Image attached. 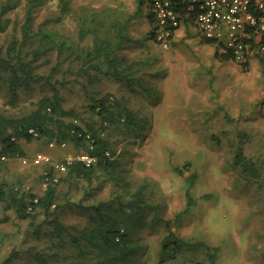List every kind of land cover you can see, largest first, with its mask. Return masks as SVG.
Here are the masks:
<instances>
[{"label": "rangeland", "instance_id": "374dc122", "mask_svg": "<svg viewBox=\"0 0 264 264\" xmlns=\"http://www.w3.org/2000/svg\"><path fill=\"white\" fill-rule=\"evenodd\" d=\"M5 1L0 0V6ZM10 1L15 7L6 15L10 26L0 34V46L13 35L20 37L25 17L26 0ZM134 1L43 0L34 9L32 33L40 28L50 35L55 47L52 44L51 51L38 60L36 71L42 79L36 81L32 90L22 91L14 103L8 102L5 91L0 90V114L15 117L34 109L40 97L50 94V89L42 86L51 68L56 71L48 82H62L57 86L62 107L78 115L69 120L86 131V124L94 129L101 126L89 110L91 99L110 93L118 103L113 122L105 124L100 133L113 152V159L121 164L118 182L114 185L99 176L100 182L95 180L91 186L79 181L77 190L74 185L62 183L57 187L60 195L57 203L62 205L67 199L75 203L82 201L84 206L98 202H112L113 206L117 204L115 196L122 195L126 201L130 193L145 185V203L154 207L148 208L140 225L133 230L137 248L134 257L138 264H159L161 244L170 231L180 239L200 243L201 247L197 251H182L163 264H264V185L261 180L249 182L242 178L241 168L233 164L235 148L242 143L245 156L253 157L259 173H264V156L255 154L253 146H245L244 142L245 134H249L245 117L253 120L259 111L264 112V101L254 107L253 95L260 63L251 60L245 69L235 61L216 60L213 49L196 48L203 43L196 42L198 32L193 26H188L191 37L184 39L182 32L172 47L162 50L149 38L152 26L146 17L148 3L144 2L133 16L136 22H142L145 30L135 28L128 35L130 38L122 53L123 65L131 73L135 71L131 85H127L126 78L123 83L107 79L89 84L86 76L77 74L80 62L71 64L67 58L70 52L91 44L90 37L78 42L79 29L84 23L89 28L95 27V21L121 22L123 18L108 7L133 11L137 3ZM108 28L105 24L102 30ZM60 44L67 50H62L57 57ZM216 82L224 84L229 98L239 100L240 112L235 119L230 116L229 122L220 120L223 116L220 114H230L224 101H218L222 105L219 109L224 111L211 107L214 97L201 104L202 95L220 93ZM208 103L210 106L206 108ZM48 144L45 139L20 141L27 160L41 153L53 161H62L66 152L84 151L82 145L72 143L64 150L49 148ZM21 160L5 158L2 161L0 184L41 195L47 185L40 178L45 176V166L34 167L29 162L22 164ZM85 188L91 193L85 192ZM2 207L0 203V219L7 217L8 220L0 224V261L13 250L19 253V258L12 264H31L37 254L52 255L48 234L34 237L28 221L17 220L12 210L3 212ZM65 211L58 216L64 224L74 229L87 225L88 212L75 208ZM42 221L40 212L35 223ZM48 264L64 262L61 257H50Z\"/></svg>", "mask_w": 264, "mask_h": 264}, {"label": "trees", "instance_id": "16d2710c", "mask_svg": "<svg viewBox=\"0 0 264 264\" xmlns=\"http://www.w3.org/2000/svg\"><path fill=\"white\" fill-rule=\"evenodd\" d=\"M42 1L26 0V12L20 26V37L13 35L5 45L0 46V90L5 91L10 103H14L22 91L32 90L36 81L42 79L36 71L39 67L38 60L48 54L53 47L52 44L54 45L50 35L40 28L37 33H32V15L34 9ZM137 1L139 5L144 2L148 3L147 17L152 26L149 38L154 41L152 33L154 18L150 11L149 0ZM61 2L65 3L66 0H61ZM172 2L177 8L181 24L193 22V16L186 11V4L181 0H172ZM14 7L15 3L10 0L5 1L0 6V34L5 33L9 28L10 19L6 15ZM94 24L95 27L91 28L87 27L85 23L81 28L79 27L78 42L90 37L91 44L89 47L79 48L77 51L67 54L69 62L71 64L80 62L77 74L86 76L87 82L91 85L107 79L123 83L124 78H126L127 85L130 86L135 79L133 76L135 71L131 73L128 67L123 65V52L128 38H130L123 28L124 23L120 22L115 25L111 23L113 26L106 30H102L104 22L95 21ZM203 42L213 45L209 41L203 40ZM62 50H67V47H64L63 44L58 45L57 57H60ZM217 50L214 54L215 57L232 59L229 53H218ZM259 57L264 62V57L260 55ZM137 68L139 69V67ZM54 71L56 68H51L50 75L44 78L45 83L42 86H47L50 89V94L40 97L35 102L34 109L15 117L0 114V159L2 157L25 158L26 155L20 145L21 140L30 142L32 139H45L49 143L55 144L72 143L76 146L82 145L84 151H87L86 143L77 139L75 134L77 131L89 132L94 138L95 144L93 150L89 151L90 154L101 155L108 150L111 152V157L108 160L100 159L91 167L73 163L68 166L66 173L58 175L56 183L52 182L51 179L58 173L54 172L49 165H44L47 174L45 176L40 175V178L42 181L46 177L49 180L45 181L47 182L46 188L38 196L29 191H20L17 186H5V183H1L0 203L3 204L2 210L3 212L12 210L17 220L28 221L34 237L39 238L42 234H48L51 242L48 249L53 251L52 255L48 253L37 254L32 259L31 264H48L50 257H61L64 264H138L134 257L137 248L133 242V230L137 225H140L138 223H141L145 212L149 210L148 208L154 207L145 203L147 199L146 194H144L145 185L130 193L129 199L126 201L122 195L115 196L117 204L114 203L113 206L112 202H98L94 206H84L82 201L75 203L67 199H64L62 205L57 203L60 197L57 190L58 185L62 183L74 185V189L77 190L79 189V181L91 186L95 180L99 181V176H104V181H110L116 185L122 168L118 160L113 159L114 155L107 141L100 136V132L106 128L104 127L105 124L113 122L114 109H116L118 102L110 93L91 99L89 110L92 115L100 120L101 126L99 129H94L90 124H86V131L69 120L78 118V115L73 110H65L62 107V99L57 89V86H61L62 82L54 81L52 84L48 82ZM29 131L35 133L36 137ZM234 156L233 164L235 167L241 168L242 173L240 175L242 178L249 182L261 180L264 185V173H259V166L245 156L242 143L235 148ZM1 164L2 161L0 160ZM30 164L34 166L32 163ZM61 175L63 176L61 177ZM85 192L91 193L88 189ZM72 208L88 212L90 218L86 226L74 229L60 221L58 216L65 213V210ZM40 212L43 215V221L36 224L35 219ZM7 220V217H3L0 219V224ZM200 247V243L180 239L170 231L162 241L159 264L175 259L182 251H197ZM18 258L19 253L13 250L5 259L0 261V264H12Z\"/></svg>", "mask_w": 264, "mask_h": 264}, {"label": "built area", "instance_id": "2783aa9c", "mask_svg": "<svg viewBox=\"0 0 264 264\" xmlns=\"http://www.w3.org/2000/svg\"><path fill=\"white\" fill-rule=\"evenodd\" d=\"M181 2L187 5L186 11L193 16V23L201 39L211 42L220 51L229 53L235 62L244 65L252 49L264 57V0H181ZM149 3L154 18L152 30L154 42L162 50L167 51L181 25L177 8L172 0H149ZM29 132L36 137L35 133ZM75 134L77 139L86 143L87 151L66 152L62 161H53L51 157L37 153L30 160L22 158L21 163L30 162L34 166L49 165L54 172L64 174L73 163L91 167L100 159H110L111 152L108 150L101 155L89 153L95 144L89 132L77 131ZM102 135L103 133H100L101 137ZM67 144L50 142L48 147L64 150ZM0 160L3 161L5 158L2 157ZM48 180L46 177L45 181ZM51 180L56 183L58 176L52 177Z\"/></svg>", "mask_w": 264, "mask_h": 264}, {"label": "crops", "instance_id": "0c3cea01", "mask_svg": "<svg viewBox=\"0 0 264 264\" xmlns=\"http://www.w3.org/2000/svg\"><path fill=\"white\" fill-rule=\"evenodd\" d=\"M117 1L119 2V0H117ZM132 1H134V0H132ZM137 3H138V1H137ZM137 3H136L135 8L133 9V11H129V10L126 11L125 8H122V10L120 11L119 9H116L118 6H113V5L108 7V8H111L113 10L112 12H115V14L117 16H121V18H123L121 20V23H124V25L126 26V27L123 26V28L125 29V32H127L128 35L129 34H133L134 29L137 28V27H141L142 28L141 30H145L141 26L142 22L141 21L136 22V19L133 16L135 14V12L140 8L139 4L137 5ZM112 12H110V13H112ZM110 13H107V14H110ZM116 15H115V20H117L116 19ZM146 17H147V15H146ZM147 19H148V17H147ZM126 21L128 22V24H127ZM148 22H149L150 27H151V23H150L149 19H148ZM119 23H120V21H115L114 25L115 24H119ZM105 24H106L107 27H112L113 26L111 23H105ZM182 25L184 26L183 27V31H181L182 30L181 29ZM188 26H193V27L196 28V25L193 22H183V24L180 25L179 29L175 32V34L173 36L171 47L175 44V42L179 38V36L182 35V32H183V38L184 39L187 38V37H191V31L189 30ZM123 32H124V30H123ZM197 32H198V29H197ZM197 37L198 38L196 39V42L198 44L203 43V45H197L196 46V48L198 50L202 51V50H204V47H207V48L213 49L214 54H215V52L218 49V47H216L215 45L213 46V45H209V44L204 43L203 40L201 39L200 35H199V32L197 33ZM251 51L252 52L249 55L247 62L244 65H242V66L245 69H248V66H249V63H250L251 60L254 61V62L258 61L260 63V65H258L259 66L258 72L256 73V76H255V79L257 80L258 85L255 88L254 93H253V95H255V97H256V102L254 104V107H256L255 105H258L259 102H263L264 101V67H263L264 66V62L261 60L259 55H257V53L254 52L253 49ZM217 52L220 53L222 51H220L218 49ZM214 58L216 60H220V61H234L232 59H221V58H217L215 56H214ZM216 84H218V83L216 82ZM217 86H219L218 88L221 89L220 93L218 95L214 96V93L210 91L212 94L202 95L201 104H202V106L205 105L207 99L211 100V98L213 99V97H214V100H213V102L211 104V107L213 109L219 111V110H222V109H219V107H222V105L219 106L218 105V101H220V102L224 101L226 103V104L224 103V105L227 108V111L230 112V114H228V113L220 114V115H223L222 117H220V120L221 121H225L226 120L227 122H229L230 121V116H232V119H235V116L240 112V108L241 107H240V104H239V100L237 98H229V94L223 88L224 84H222V85L218 84ZM230 93H231V91H230ZM209 106L210 105L208 103V106H206V108L209 107ZM245 107L246 106H244L243 108H245ZM258 109H260V106H259ZM222 111H224V110H222ZM246 113L247 112H244V114H246ZM257 116L253 120L248 119L247 116L245 117L244 120L246 122V130L249 131V134H245V135L250 140H248L246 137H244V139H245L244 142H246L245 146L247 144L250 145V146H253V150H254L255 154L264 156V112L263 111H259ZM248 158H250L252 160H255L253 157H248Z\"/></svg>", "mask_w": 264, "mask_h": 264}]
</instances>
